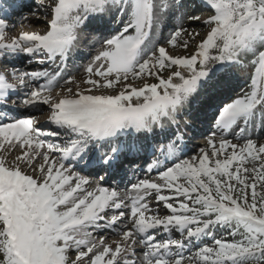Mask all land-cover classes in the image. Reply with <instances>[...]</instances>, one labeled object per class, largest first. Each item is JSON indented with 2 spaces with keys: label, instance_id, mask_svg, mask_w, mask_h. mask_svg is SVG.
<instances>
[{
  "label": "snow or ice",
  "instance_id": "1",
  "mask_svg": "<svg viewBox=\"0 0 264 264\" xmlns=\"http://www.w3.org/2000/svg\"><path fill=\"white\" fill-rule=\"evenodd\" d=\"M201 4L213 14L202 21L186 16L208 29L198 41L199 32L183 27L157 41L154 30L169 5L157 11L155 0H39L46 30L16 36L0 18V60L39 57V65H55L53 71H0V105L29 112L48 106L53 126L44 131L35 115L5 120L7 112H0V152L19 150L11 161L0 155V264H264V142L244 135L257 109L264 110V0ZM105 17L119 27L98 40L81 90L74 76L64 79V70L80 30L103 29ZM190 41L195 46L187 54L169 50H187ZM241 57L254 66L250 91L217 107L218 140L214 131L207 147L182 158L183 134L166 129L165 121L175 124L181 109L213 87L216 73ZM166 69L172 70L164 75ZM130 77L156 82L137 87ZM117 85L119 91H96ZM57 88L65 94L53 96ZM131 133L144 135L114 143ZM149 134L163 137L147 145L156 157L147 172L156 176L132 183L123 196L99 184L89 188L86 177L66 166L76 160L115 170L122 155L145 150ZM100 146L108 150L101 153ZM149 197L167 214L153 209ZM117 229L122 242L113 247L103 233ZM218 229L227 236L218 237Z\"/></svg>",
  "mask_w": 264,
  "mask_h": 264
},
{
  "label": "rangeland",
  "instance_id": "2",
  "mask_svg": "<svg viewBox=\"0 0 264 264\" xmlns=\"http://www.w3.org/2000/svg\"><path fill=\"white\" fill-rule=\"evenodd\" d=\"M180 3V0H155V3H157V11H159V7L160 6H162L163 4H168L169 5V8H168V11H167V13L164 15V17H163V21H162V24L160 25V30L162 31V34H160L161 36H163V35H165V36H169L176 28H178V27H183V28H185V29H187L188 30V32H192L193 30H195V31H197V32H199L200 33V36L199 37H197L196 38V40L198 41L199 39H201L205 34H206V32L208 31V29L207 28H204V26L203 25H200V22L198 21V22H190V21H188L187 19H186V16L187 15H192V14H195V15H197L198 13H200V12H204L203 10L204 9H201V8H199V10H197V13L194 11V10H189L186 6H180L179 4H176V3ZM186 3H188V0L186 1ZM173 11H175V13L176 14H172V12ZM185 14L184 16H182L183 17V21L181 22L180 21V17H181V15L182 14ZM202 16H203V14H202ZM202 16H200V17H202ZM209 15H206L205 16V18H207ZM30 20H33L32 22L34 23V25H26V24H20L19 23V19L18 18H14L13 20H12V29L9 31V36H16V34H17V31L20 33V32H22L24 29H27L28 27H33V28H42V27H45L46 26V24L44 23V21H45V16L42 14V13H40V12H38V13H36V14H32V15H30ZM205 18H203V19H205ZM163 25V26H162ZM173 25V26H172ZM172 26V27H171ZM94 28H97V27H94ZM96 32V30H94V32H91L89 35H88V37L86 38V36L84 37V36H81V43H82V48H83V50H86L85 51V55H86V57H87V55L88 54H91V51H92V48H91V46H93V44H94V42L95 41H98V39H99V34H96L95 33ZM158 33H159V31H158ZM158 33H154V35H158ZM92 37V38H91ZM79 38V37H78ZM86 38V39H85ZM184 38L185 39H187L188 38V36H187V33H185L184 34ZM83 40H84V43H83ZM83 44L85 45L86 44V47H90V49H89V52H87L88 50L87 49H85V47H83ZM194 46H195V41H190V44H189V48L187 49V50H185V49H183V48H181V47H177V48H172V50H173V52H171L172 54H178V55H180V54H187L188 52H191V51H193V49H194ZM84 55V54H83ZM95 56V55H94ZM93 56V57H94ZM92 57V58H93ZM92 58H88V59H85V61L84 60H81V61H79V62H81V65L80 64H78V66H80V68H79V70L76 72V74L75 75H77L78 76V78H79V80H78V82L79 81H83L84 79H85V77L87 78V73L85 72V68H86V66L89 64V62L92 60ZM242 59H244L243 61L246 63H244L245 64V66H244V64H242L241 66H236L235 67V70H234V74L233 75H236V76H239V77H243V79L244 80H248V79H250V73H251V69H253L254 68V66L252 65V67H250L249 65L251 64L250 63V59H251V57H242ZM74 61L75 60H79V59H73ZM172 69H166L165 70V72L163 73L164 75H167V73L169 72V71H171ZM234 77V76H233ZM84 78V79H83ZM147 77H145L144 79H146ZM152 79V78H151ZM120 86V85H119ZM138 87H140V86H138ZM212 87H209L208 89H211ZM208 89L206 88L205 90H207L208 91ZM107 90V89H106ZM264 115V112H263V110H261V109H257V111H256V116H261V115ZM256 116H255V118H256ZM184 119L185 120H189V116H185L184 117ZM200 125L201 124H199V123H195L194 124V126L195 127H197V126H199L200 127ZM259 126H261L263 129H264V120H263V122H261V124H259ZM259 126H256L253 130H251L250 131V134H257V129H258V127ZM185 126L183 125V128H184ZM185 131L186 132H191V128L190 127H185ZM238 129H233V132H237V134H239L238 133ZM252 131H253V133H252ZM192 133V132H191ZM219 137H220V134H217V140L219 139ZM226 138H228L227 136H226ZM228 139H230V138H228ZM255 140H257V142L259 143V142H263V141H261L260 139H258V138H256ZM233 142L234 143H236V142H238L237 140H233ZM4 156H6L7 158H8V160H13L14 159V157L16 156V155H18L19 154V150H16V151H12L11 152V154L10 155H8L6 152H4ZM27 169V168H26ZM28 170V169H27ZM154 202H156V200L154 201ZM158 208V211H160L161 213L163 212V213H166V211H165V209L163 208V204L161 203V204H159V205H157L156 203H155V205L153 206V209H157ZM161 213H159V214H161ZM216 235H219V236H227V232L226 231H224L223 229H218L217 230V232H216ZM175 236V238L176 239H180L181 237H179L180 235L178 234V233H173V237ZM179 237V238H178ZM121 239V237H119L118 239H115V240H120ZM108 240H111V241H114V239H108ZM193 250H195V249H193ZM138 251V257H139V252H140V249H138L137 250Z\"/></svg>",
  "mask_w": 264,
  "mask_h": 264
},
{
  "label": "bare ground",
  "instance_id": "3",
  "mask_svg": "<svg viewBox=\"0 0 264 264\" xmlns=\"http://www.w3.org/2000/svg\"><path fill=\"white\" fill-rule=\"evenodd\" d=\"M28 12L25 11L23 12V14L20 16L22 17V22L26 23L27 25H34V23L32 22L33 20H26V18H24V15H27ZM200 16V14H198ZM113 22H116L114 19H112L111 23L113 24ZM110 22L107 23V26L109 27H112V24ZM116 25L117 22L115 23ZM163 26V25H162ZM119 27V25L117 26V28ZM28 29L30 30H35L33 29V27H28ZM160 30V29H159ZM38 32H43V31H38ZM154 33H155V30H154ZM159 34H162V31L160 30ZM155 39L157 41H160V42H163L167 39V36L163 35V36H160L159 38H156ZM95 44V47L92 48V51H91V54H90V57L89 58H92L96 52H97V49L100 47V44L98 43V41H95L94 42ZM85 47H86V44H85ZM89 47V46H88ZM169 50L170 52H173L172 48L169 46ZM175 55H178V54H175ZM19 61H22V59H18V62ZM17 63V62H16ZM15 64V63H13ZM66 77L68 76V74H66ZM76 81L77 83H80V88L81 90L88 87V85H85L83 83H81V81L78 82L77 78H76ZM129 81L130 83H132L134 86H143L144 83H153V82H156L154 80V78H146V79H140V80H133L132 78H129ZM60 83L63 85V79H61ZM65 87H72V85H66ZM120 87L119 85H117L116 89L115 90H112V89H98L96 91H109V92H112V91H119L120 90ZM58 89V88H57ZM210 91L206 93V90L203 91V93L201 94V97L199 99V101L197 103H200L202 104L203 102H206V101H209L208 100V95H209ZM239 93V92H238ZM237 93V94H238ZM65 93H62L61 92V89H59L58 91L56 92H53V96H56V95H63ZM222 96H225L224 94ZM224 102V101H223ZM196 103V104H197ZM195 104V105H196ZM195 105H189V106H186L184 109L185 110H188L190 108H193ZM213 105V104H212ZM207 115L205 113H201L200 110L199 111H195V114L194 116H192V122H196V123H204L205 122V119L207 120ZM167 122V121H165ZM173 126V125H171ZM243 126V125H242ZM240 126V127H242ZM249 127V125H247V128ZM180 128L179 125H175L173 127H167L166 129H169L171 130L172 132H177L178 129ZM211 135V133L209 134ZM241 134L239 135H236V136H240ZM244 135H247V136H250L251 138H258L260 139L261 141L264 142V130L263 131H260L258 134H249L247 131L244 133ZM124 135H121L119 137V139L123 138ZM119 139L117 140V142H114L115 144L118 145V142H119ZM156 139H163V137H158V138H153L152 136L148 137L147 141H145V145H146V148L145 150L139 152L138 154H131V153H125L124 155H122L120 157V164L117 166V168L115 170H110V173L107 172L106 169H101L97 166H94V174L96 175L95 177L97 178V175L100 173V171L102 172H107V175H109V178H108V182L109 180L111 179H115L114 176H122V182L119 184V186L115 187V189L123 196L125 194V192H131V188H130V185L132 183H135L137 182L139 179H145V178H155L156 176V173L153 172V173H148L147 171L145 170H142L140 171V173L138 174V176H134L131 180L129 181H126L125 177L128 176V170L127 169H138L139 166H143V164H150L156 157L152 154V150L151 148L147 147V145L149 144H153L156 142ZM130 141H123L122 143H128ZM120 143V144H122ZM6 152L7 154L11 153L12 150H6L4 151ZM4 152H0V155H5ZM182 158H189L191 157V154L189 151H186L185 154L181 155ZM126 167V168H125ZM25 170H27L25 168ZM28 171V170H27ZM131 173V172H130ZM114 175V176H113ZM90 181V185L88 186L89 188H92V187H95L96 185H100V183L96 182V181H93V180H89ZM105 187H109V186H105ZM112 188V187H111ZM155 199L153 197H149V203H150V206L153 208V206L155 205ZM157 204V203H156ZM158 209V208H157ZM159 213H161L159 211ZM163 213V212H162ZM164 216V215H163ZM117 231H119L118 229L116 231H108V232H104L103 235L105 236V242L106 243H110L112 244L113 247H115V242H122L121 239L120 240H114V241H111V240H108V239H118L120 236L117 234ZM95 235H100V233H96ZM139 249V248H138Z\"/></svg>",
  "mask_w": 264,
  "mask_h": 264
}]
</instances>
